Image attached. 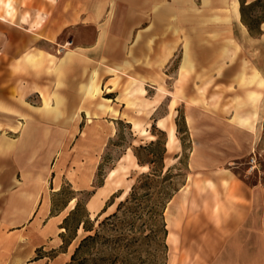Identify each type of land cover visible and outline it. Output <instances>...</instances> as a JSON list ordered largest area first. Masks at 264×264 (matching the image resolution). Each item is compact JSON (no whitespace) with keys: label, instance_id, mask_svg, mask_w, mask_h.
Segmentation results:
<instances>
[{"label":"rangeland","instance_id":"1","mask_svg":"<svg viewBox=\"0 0 264 264\" xmlns=\"http://www.w3.org/2000/svg\"><path fill=\"white\" fill-rule=\"evenodd\" d=\"M215 1L214 8L192 0L183 9L156 10L150 26L138 27L124 61L116 65L72 49L92 42V26L64 29L49 42L33 40L26 29L36 26L0 23V127L1 121L19 115L64 128L73 124L75 130L85 121L70 120L82 109L89 120L97 114L105 123L93 183L65 209L62 243L54 249L60 252L71 244L65 264H167L170 213L188 210L187 225L196 221L199 226L198 211L207 220L211 211L226 215L239 201V182L229 179L223 185L221 177H229L216 169L228 168L248 183L257 180L258 170L264 177V37L242 43L224 8L227 0ZM242 1L246 19L259 24L264 0ZM48 12L35 0H0V18L7 15L10 21L20 15L22 21L34 18L33 23ZM47 28L36 32L44 36ZM168 132L174 133L171 141ZM72 140L66 139L60 156L48 162L51 167L60 162L61 169L70 168L79 161ZM134 150L151 163L140 165ZM107 171L98 195L113 183L116 190L104 202L112 206L87 215L86 200ZM203 178L213 180L214 187L192 184ZM64 182L52 195L53 210L66 204L73 191ZM217 203L221 206L215 210ZM187 257L183 251L180 262Z\"/></svg>","mask_w":264,"mask_h":264},{"label":"crops","instance_id":"2","mask_svg":"<svg viewBox=\"0 0 264 264\" xmlns=\"http://www.w3.org/2000/svg\"><path fill=\"white\" fill-rule=\"evenodd\" d=\"M191 1L35 0L49 9L45 19L41 16L37 22L31 23L34 18L22 21V17L17 15L16 20L10 21L6 15L0 18V23L36 26L26 29L34 34L33 40L49 42L64 29L92 26V42L79 44L72 49L81 57L94 61L105 58L116 65L124 61L126 45L135 38L138 27L145 25L143 29L148 28L156 10H166L169 6L183 9L186 2ZM202 1L209 8L215 7V0ZM226 3L224 8L228 9L231 24L238 31L242 43L251 45L253 40L264 37V21L259 23L260 33L254 36L241 22L238 0L236 3L227 0ZM43 25L48 27L44 36L36 32ZM75 116L70 122L85 121L81 127L77 124L75 130L73 124L64 128L57 124H44L43 119L22 118L19 115H16L15 120L1 121L0 264H65L68 260L72 251L71 244L60 252L54 250L62 243L60 233L64 231V226L61 224L68 214L65 209L68 203L74 201L75 204L78 194L87 191L93 183L99 155L105 145V123L99 120L97 114H92L89 120L82 109L78 117ZM109 130L107 135L111 136L114 126ZM173 134L168 132L170 141L174 138ZM68 138L71 141L76 139L79 161L70 168L64 165L61 169L60 162L57 168L53 165L51 167L48 162L60 156ZM193 162L196 164V161ZM253 168L249 169L254 171ZM108 171L102 182L92 188L86 200L87 215L103 213L112 206L110 203L104 205V202L116 190L113 183L110 182L109 191L98 195L105 187ZM215 172L228 175L229 178L221 177L223 185H228L229 179L239 182V201L226 211V215H213L211 211L212 215L207 220L204 212L198 211L197 216L201 218L199 226H196V221L187 225L188 210H178L176 215L170 213L166 218V243L169 251L167 264H264V177L261 176V170L257 171L258 178L252 183L234 177L228 168H218ZM65 178L73 191L66 204L59 210H53L52 195L65 184ZM192 184L202 187L215 185L209 178L194 179ZM90 204L95 207H90ZM220 206L217 203L215 210ZM49 251L55 253L50 255ZM183 251L188 257L181 263Z\"/></svg>","mask_w":264,"mask_h":264},{"label":"trees","instance_id":"3","mask_svg":"<svg viewBox=\"0 0 264 264\" xmlns=\"http://www.w3.org/2000/svg\"><path fill=\"white\" fill-rule=\"evenodd\" d=\"M241 1V6H240V15H241V21H242V23L247 27V29H248V31H249V33L250 34H254V29H256L255 30V34H258V33H260V28H259V24H257V25H254V23H252V22H250V21H248L247 19H246V17H245V14H244V11H243V3H244V1H242V0H240ZM261 21H264V19H261L260 20V22ZM259 22V23H260ZM257 23V22H256ZM163 143V142H162ZM141 147H145V146H141ZM165 151V149H164V147L162 148V153ZM161 153V154H162ZM134 155L136 156V158H137V161H138V163L140 164V165H143V164H146V163H151V161L149 160V159H143V158H141L140 157V155L134 150ZM162 155H161V161H162ZM145 177L147 176L148 177V174H145L144 175ZM135 188H136V186L135 185H133L132 186V189H133V191L135 190ZM134 192H132V194H133ZM123 203L122 202H120L119 203V205H118V207H117V209H119L120 208V206L122 205ZM115 216L116 215V212H113V213H111V214H109L108 216ZM107 216V217H108ZM165 232H166V229H165Z\"/></svg>","mask_w":264,"mask_h":264},{"label":"bare ground","instance_id":"4","mask_svg":"<svg viewBox=\"0 0 264 264\" xmlns=\"http://www.w3.org/2000/svg\"><path fill=\"white\" fill-rule=\"evenodd\" d=\"M234 2L236 3V0H234ZM225 4H228V3H226V1H225ZM229 10H230V9H229ZM232 10L236 12V9H235L234 6H232ZM227 11H228V9H227ZM226 14H227V13H226ZM226 18H227V17H226ZM226 18H225V19H226Z\"/></svg>","mask_w":264,"mask_h":264},{"label":"built area","instance_id":"5","mask_svg":"<svg viewBox=\"0 0 264 264\" xmlns=\"http://www.w3.org/2000/svg\"><path fill=\"white\" fill-rule=\"evenodd\" d=\"M252 159V158H251ZM250 168H251V166H250Z\"/></svg>","mask_w":264,"mask_h":264}]
</instances>
